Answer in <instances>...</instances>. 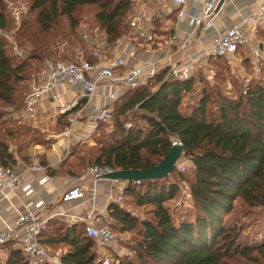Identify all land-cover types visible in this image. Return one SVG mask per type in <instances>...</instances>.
Wrapping results in <instances>:
<instances>
[{
    "label": "trees",
    "instance_id": "16d2710c",
    "mask_svg": "<svg viewBox=\"0 0 264 264\" xmlns=\"http://www.w3.org/2000/svg\"><path fill=\"white\" fill-rule=\"evenodd\" d=\"M134 1L33 0L31 10L37 12L40 30L48 35L62 17L69 20L73 33L78 32L79 9L93 6L97 28L105 34L107 44L115 47L132 29ZM4 5L5 0H0V29L9 24ZM263 30L258 29V36ZM82 40L85 57L94 62L91 49ZM69 43V53L75 54L77 46ZM251 63L250 58L243 59L246 68ZM215 64L221 66L215 70L217 83L208 81L203 68L187 79L173 76L169 67L159 70L145 84L124 91L114 101L115 115L108 133L96 137L105 124L101 122L92 135L95 144L72 147V163L87 169L94 165L113 170L147 169L162 162L177 138L183 156L192 162L188 175L176 167L171 173L177 175L176 181L168 182L166 176L142 184L130 182L125 196L136 207L149 206L146 217L132 214L124 204H109L108 216L119 223L120 232L136 235L131 247L134 257H124L119 264H233L238 257L264 258V240L247 244L239 227L225 222L239 197L249 205H264V82L251 79L244 92V83L227 73L232 68L226 58L211 56L209 67ZM28 66L27 60H16L9 42L0 35V101L15 107L14 111L24 108L30 91L23 100L21 87ZM70 114L63 113L60 119ZM11 120L15 127L12 136L21 137L24 146L13 151L7 139H0V164L15 166L17 156L31 163L27 150L45 143L44 134L20 119ZM85 148L88 151L83 152ZM184 182L190 187L193 208L176 223L166 203L177 197ZM40 238L49 248L64 247L62 264H102L97 244L87 235L83 222L69 224L52 218ZM6 248L5 264H29L16 242H9Z\"/></svg>",
    "mask_w": 264,
    "mask_h": 264
},
{
    "label": "built area",
    "instance_id": "2783aa9c",
    "mask_svg": "<svg viewBox=\"0 0 264 264\" xmlns=\"http://www.w3.org/2000/svg\"><path fill=\"white\" fill-rule=\"evenodd\" d=\"M138 1V0H137ZM221 0H207L203 10L198 15L191 17V22L197 27L206 29L213 27L214 19L220 9H218ZM181 5L186 0H176ZM264 12V5L262 6ZM14 14L20 13L16 11ZM186 13L181 10L180 16ZM17 15V18H19ZM144 18L141 13L133 14L130 20L133 34L142 36L144 29ZM250 25V31L246 29V25ZM260 22L256 14L245 17L242 21L235 22L224 29H219L214 38V48L211 52L212 56H221L228 60L232 71L237 72L238 78L244 83V92H246L251 81L247 68L243 64V55L240 52L242 47L252 44L249 38V32L257 34ZM84 40L88 35H83ZM130 38V37H129ZM177 36L174 35L171 43H174ZM127 40V36L123 35L118 43ZM70 41H65L61 45L60 51L69 52ZM187 43L180 45L181 49H185ZM16 50L18 47H15ZM90 55L94 62L85 57V48L80 45L75 48L74 60H49L47 62V71L40 81H33L30 91L26 95L24 108L15 112L13 116L26 123L39 127L49 112L53 109L57 115L67 112H73L74 116L69 120L71 126L64 132L65 137L70 138L74 131V122L79 118H86L85 109L93 101L98 90L103 87H109L110 93L106 96V101L95 107L92 113V119L96 125L101 122H110L114 115V101L126 90L138 88L145 84L150 77H153L159 70L151 69L146 71L148 64L138 57L134 51L129 54L119 55L113 51H107L104 47L90 48ZM19 52V51H17ZM19 54H21L19 52ZM252 63L259 67L264 64V53L259 46L251 47ZM169 72L179 79L189 78L195 71L189 65L180 66L168 61ZM211 78V74L207 75ZM80 88L76 97L69 103H61L54 108L43 109L41 104L45 99H52L54 102H62L64 95L71 90ZM85 101V102H84ZM74 113V112H73ZM129 126V124H127ZM182 142L173 138V145ZM179 167V165H178ZM180 171H184L185 167L180 166ZM48 167L43 164L36 153L32 155L31 163H25L20 171L16 166H8L0 164V203L8 201L10 207L14 209L15 216L4 214L0 209V220L3 228H0V251H6V245L9 242H16L24 251L28 258L29 264H62L61 253L51 255L49 247L41 241L40 235L48 227L49 220L56 218H64L65 212H57L46 217L41 216L35 209L25 207L20 209L13 205L12 196L18 189L30 188L26 184V178L35 173L44 174L43 178L48 180L50 177L47 173ZM113 171L109 166L94 165L87 169V173L94 181L107 179L104 176ZM119 182L115 185L119 194L116 198L117 203H123L126 200L125 189L130 184L128 180H114ZM137 184H142L144 180H136ZM85 190L81 186H72L63 191L60 197L61 202L71 203L85 197ZM192 200V193L189 185L183 190L182 196L178 200V204H187L188 200ZM42 202L38 203L39 205ZM85 224L86 233L92 237L98 247L99 259L102 264H119L120 260L113 255V249L110 247L116 241L117 234L112 225L106 223L101 217H97L93 212L82 217L76 218ZM7 254H0V264H5Z\"/></svg>",
    "mask_w": 264,
    "mask_h": 264
},
{
    "label": "crops",
    "instance_id": "0c3cea01",
    "mask_svg": "<svg viewBox=\"0 0 264 264\" xmlns=\"http://www.w3.org/2000/svg\"><path fill=\"white\" fill-rule=\"evenodd\" d=\"M206 1L186 0L185 3L179 5L176 0H138L133 14L141 13L143 15L142 36L130 37L121 45L107 50L104 38H96L95 35L84 30V35L89 34V36L83 43L88 50L95 46L104 47L107 51L125 56L134 51L138 60L148 64L147 72L151 69L161 70L167 67L169 60L180 66L189 65L194 70L198 68L206 70L209 67L211 52L214 48V38L219 29L242 21L252 14L257 15L260 22L259 28L264 29V12L262 11L264 0H225L215 16V25L208 29L202 26L197 27L191 22V17L201 13ZM181 10L186 14L180 16ZM245 25L246 23H244ZM245 27L250 31V25ZM174 35L177 36V39L171 43ZM249 38L252 44L240 49L243 59H251L252 46H259L264 53V40L252 32H249ZM182 43H187L185 49L180 48ZM79 90L80 88L68 91L62 102L45 99L41 106L43 109H50L61 103H69L76 97ZM108 93H110L109 87L102 86L98 90L92 103L85 109L87 117L75 120L74 131L70 138L65 137L64 132L71 126L69 120L72 117L71 114L67 118L60 119V115H57L53 109L39 127L28 123L34 130L44 134L46 142L31 145L27 153L31 160L32 155L36 153L39 160L50 168L47 170L50 178L45 180L42 173L27 176L26 184H29L30 188H19L17 193L12 196L13 205L21 210L30 207L43 217L64 211L66 213L64 218L53 217L69 224L81 222L76 218L92 212L97 217L108 216V206L110 203L116 202L119 194L115 188L119 182L108 178L94 181L87 173L86 167L72 163L73 157L69 151L71 147L79 143L94 144L92 135L97 125L91 115L96 106L106 101ZM17 160L15 166L21 171L26 160L21 156H17ZM72 186H81L85 190V197L71 203L61 202L62 192ZM40 202L42 203L39 205ZM0 209L4 214L15 216L16 212L10 207L8 201L0 203ZM0 228H3L1 220ZM110 247L114 249V242ZM0 254H7V249L5 252L0 251Z\"/></svg>",
    "mask_w": 264,
    "mask_h": 264
},
{
    "label": "rangeland",
    "instance_id": "374dc122",
    "mask_svg": "<svg viewBox=\"0 0 264 264\" xmlns=\"http://www.w3.org/2000/svg\"><path fill=\"white\" fill-rule=\"evenodd\" d=\"M33 0H5V12L9 18V24L6 28L0 29V35L3 36L10 44L13 55L16 57L17 61L27 60L29 63L27 69V79L23 82L21 91L23 92V100L25 94L30 90L33 81H40L47 71V62L49 60L54 59H64L67 57H75L76 54H71L68 52H58V49H61V45L65 41H70L79 47L81 44L79 40H84V33L86 30L91 35H95L96 38H104L106 40L105 34L98 29L97 23L94 19L95 8L93 6H83L79 9L77 13V17L80 20V28L78 32L73 33L70 30V22L67 18L62 17L58 21L57 25L54 26L53 30L50 34L46 35L40 30V26L36 20L37 12L31 10V4ZM135 5L137 4V0L134 1ZM134 5V7H135ZM16 11L20 13L19 18L14 14ZM132 27V26H131ZM133 34V29L131 31L126 32L127 40ZM89 36V34H88ZM260 39L264 40V30L262 31ZM35 39V40H34ZM82 40V41H83ZM35 41V42H32ZM34 43V44H33ZM124 43V42H122ZM122 43H118L117 45H121ZM80 44V45H79ZM49 47V50H44L43 47ZM15 47H18L17 50ZM38 47V48H35ZM108 49H112L113 47L106 42V47ZM19 51L21 54H19ZM248 53V52H247ZM64 54V55H63ZM246 54V53H245ZM251 60V59H250ZM252 61V60H251ZM252 64V63H251ZM221 67L220 65H211L205 71L206 76L211 74V78L207 76L208 81L214 83L215 80V70ZM213 70V71H212ZM249 73V77L251 79L263 80L264 82V64H260L259 67H256L254 64L251 67L247 68ZM195 72V71H194ZM227 73L233 74L232 76L236 77L239 81L242 82L240 78H238L237 72L227 71ZM232 80V79H231ZM233 81V80H232ZM230 84V83H229ZM231 84L229 87H232ZM120 103L119 105H121ZM15 107L7 106L3 102L0 101V139H7L10 143V149L16 151L21 145L24 144L21 142V137H13L14 129L12 118H15L13 114L17 111H14ZM77 109H75L71 115L74 116ZM115 115V111H114ZM113 118L110 122H102L105 123L101 125L99 133L96 134V137L103 136V133H108L111 129V125L113 123ZM17 119V118H15ZM99 125V124H98ZM97 125V126H98ZM97 128V127H96ZM9 136V137H8ZM95 137V139H96ZM95 144V140L93 139ZM89 145V144H88ZM26 151L23 147V152ZM72 151V147L69 150ZM83 152L88 151L86 148L82 149ZM178 165L185 167L184 173H188L190 167L192 166V162L190 159L182 158L178 161ZM177 165V167H178ZM178 167V168H179ZM175 171V170H174ZM173 171V172H174ZM188 175V174H187ZM168 182L176 181L177 175H168L166 178ZM188 183L184 182L180 186L179 194L173 200L168 201L166 204L170 209V212L173 216V219L176 223L181 221L182 216L186 214V211L193 208V201L191 199H187V204H178V200L182 196L183 190L186 188ZM124 206L129 208L132 214L139 216L140 218L146 217L149 211L148 207H136L135 203L131 201V198H126L125 202H123ZM106 223L113 226L117 239L114 242L113 255L114 257L119 258L121 260L124 257H134V252L132 250V246L135 242L136 235L133 232L130 233H122L118 229L119 223L111 219L109 216L102 218ZM225 222L227 225H237L240 229V237L247 244H257L261 243L264 240V205H249L246 203L241 197L237 198L234 204V209L231 213L227 214L225 217ZM64 247H57L55 245L50 246V254L55 256L58 253H64ZM233 264H264V258H260L259 260H247L242 257H238L237 260L232 261ZM51 264V263H48Z\"/></svg>",
    "mask_w": 264,
    "mask_h": 264
},
{
    "label": "water",
    "instance_id": "95a60500",
    "mask_svg": "<svg viewBox=\"0 0 264 264\" xmlns=\"http://www.w3.org/2000/svg\"><path fill=\"white\" fill-rule=\"evenodd\" d=\"M225 0H221L218 9L221 8ZM262 47V46H261ZM183 156V145H173L171 151L164 157L161 163L147 169H120L107 173L104 177L113 180H152L170 175L177 167L178 161Z\"/></svg>",
    "mask_w": 264,
    "mask_h": 264
}]
</instances>
